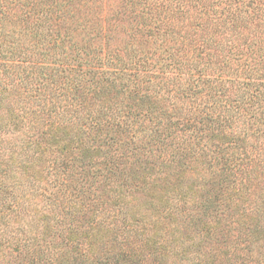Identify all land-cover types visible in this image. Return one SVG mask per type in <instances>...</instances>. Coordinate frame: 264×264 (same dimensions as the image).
<instances>
[{
	"label": "trees",
	"instance_id": "16d2710c",
	"mask_svg": "<svg viewBox=\"0 0 264 264\" xmlns=\"http://www.w3.org/2000/svg\"><path fill=\"white\" fill-rule=\"evenodd\" d=\"M0 264H264V0H0Z\"/></svg>",
	"mask_w": 264,
	"mask_h": 264
}]
</instances>
